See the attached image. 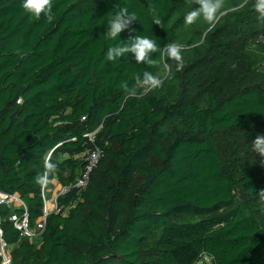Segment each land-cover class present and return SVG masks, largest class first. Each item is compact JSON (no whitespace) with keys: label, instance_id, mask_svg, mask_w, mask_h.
<instances>
[{"label":"trees","instance_id":"trees-1","mask_svg":"<svg viewBox=\"0 0 264 264\" xmlns=\"http://www.w3.org/2000/svg\"><path fill=\"white\" fill-rule=\"evenodd\" d=\"M255 2L229 12L247 13L248 25L220 32V20L200 42L207 53L196 47L192 64L169 74L182 87L126 98L121 83L158 75L163 61L153 54L158 64L148 67L129 53L113 63L107 49L130 35L161 48L176 42L195 0H54L50 23L25 13L21 0H0V191L20 193L34 222L45 158L58 165L46 189L55 180L71 187L34 243L0 207L13 264H264V157L251 144L264 135V75L239 68L235 92L199 77L220 62L233 72L240 56L226 55L229 40L264 35ZM150 4L164 27L153 24ZM120 7L138 20L106 39ZM95 148L102 156L88 184L75 187Z\"/></svg>","mask_w":264,"mask_h":264},{"label":"clouds","instance_id":"clouds-1","mask_svg":"<svg viewBox=\"0 0 264 264\" xmlns=\"http://www.w3.org/2000/svg\"><path fill=\"white\" fill-rule=\"evenodd\" d=\"M198 7L188 11L184 16L186 24H193L197 19H203L209 24L214 25L223 12L224 0H195ZM54 0H21V7L25 13L35 19L44 16L50 23L54 18L53 14ZM254 10L259 14L258 18L264 20V0H256ZM148 12L152 16L153 24L164 27L163 21L159 18L157 8L153 5L148 6ZM138 18L135 13H129L127 7H120L107 21V31L104 33L106 39L115 40L120 36L121 32L129 29L134 21ZM184 47L175 42L167 43L163 48L156 43L155 40L147 36L130 35L127 41L122 44L111 46L107 49L105 59L115 63L118 59L128 57L131 53L134 55L137 64H145L148 67H156L158 60L153 58V54L159 53L160 60L165 64L167 60L176 62V70L183 69V53ZM234 67V66H233ZM165 77L154 75L150 71H145L143 77L136 75L134 83L129 86L127 81L121 83V88L126 94V98H135L140 94V90H154L163 87ZM252 150L264 157V135L257 134L251 142ZM264 163V161H262ZM58 171V165L51 162L49 158L43 161V171L37 173L34 177L35 183L40 188L46 189L52 183V176ZM259 196L264 198V190L259 192Z\"/></svg>","mask_w":264,"mask_h":264},{"label":"rangeland","instance_id":"rangeland-1","mask_svg":"<svg viewBox=\"0 0 264 264\" xmlns=\"http://www.w3.org/2000/svg\"><path fill=\"white\" fill-rule=\"evenodd\" d=\"M243 5L246 0H224V6L222 8L223 15L219 17V19L215 22L214 25H209L203 17L197 19V21L191 25L184 23L183 27L178 30V39L176 40L175 43L182 45L184 47V51L182 53L183 55V69L180 71L176 70V62L172 60H167V63L165 64L162 62L160 71L158 75H161L165 77L164 80V85L165 88H168L169 83H176L178 87H182V81L179 78L176 77H169L170 73H176L178 75H181L182 72H184L187 67H189L192 64V60L195 58L193 54H195V48H199V50L203 53H207L206 48L202 47V44L200 42L203 41L204 36L208 31H210L214 26H217L216 24L220 21L223 20V24L226 25L223 26V28L220 29V32L223 31V29L229 28V31H233L235 28H240L244 24L248 25V17L247 13H236L234 16L230 17L229 12L232 10L236 9V7L239 3ZM194 4V0H190L189 7H191ZM193 7V6H192ZM196 8V7H195ZM247 21V22H246ZM257 38H254L253 35L251 34V31L247 32V34L243 38V43H240L237 41H231V46L233 49H231V52L227 53L226 55L228 57H233L240 56L238 59L240 62L237 66L233 67V72L229 70H225L221 64V62L218 65H214L212 67H207L204 69L199 77L201 81L209 79L215 80L216 83H218V88L217 89L219 92H224L228 90V86H233L232 89H230V92H235L238 91L236 90V84H234L233 77L235 76L237 70L239 68H248L250 66V70H257V73L263 74L264 75V53L262 50L263 48L257 44ZM261 43H264L262 41ZM223 45L218 46L219 52H223ZM215 48V47H214ZM214 50L210 51L209 53L212 54ZM219 54V53H217ZM225 54V53H224ZM213 55V54H212ZM236 59V58H234ZM170 65L172 66L170 68ZM233 66V65H232ZM262 72V73H261ZM181 78V77H180ZM58 186V188H56ZM63 187L61 185H55L53 187L54 193L53 194H48V198L54 199L57 195H59L62 191ZM49 190V189H48ZM50 193V190H49ZM53 195V196H52ZM52 199V200H53ZM55 200V199H54ZM199 264H212L211 258H206Z\"/></svg>","mask_w":264,"mask_h":264},{"label":"built area","instance_id":"built-area-1","mask_svg":"<svg viewBox=\"0 0 264 264\" xmlns=\"http://www.w3.org/2000/svg\"><path fill=\"white\" fill-rule=\"evenodd\" d=\"M257 44L264 41V35L257 37ZM93 138V134H89ZM102 151L99 148H95L88 156V162L84 171L74 184L75 187L84 188L90 179V175L94 168L97 166ZM71 187H63L61 193L54 197V199L48 198V190H42V197L44 200V206L42 214L34 222L31 221L29 209L26 201L20 193H9L0 191V207H6L10 210L8 220L11 222L14 228H16L22 238H27L30 242L39 241L46 230L48 216L54 211L58 210V197L67 193ZM4 218L0 215V264H13L12 257V244L8 243L4 237L5 230L3 227Z\"/></svg>","mask_w":264,"mask_h":264},{"label":"crops","instance_id":"crops-1","mask_svg":"<svg viewBox=\"0 0 264 264\" xmlns=\"http://www.w3.org/2000/svg\"><path fill=\"white\" fill-rule=\"evenodd\" d=\"M58 183H57V181L55 180L54 181V187H55V185H57ZM59 185V184H58ZM56 188H58V186H56ZM49 190H50V192H51V194H53L54 193V190L52 189V188H49ZM50 194V195H51ZM53 196V195H52Z\"/></svg>","mask_w":264,"mask_h":264}]
</instances>
